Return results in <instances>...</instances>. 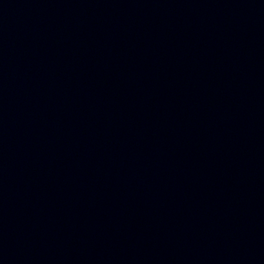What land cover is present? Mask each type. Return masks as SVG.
I'll use <instances>...</instances> for the list:
<instances>
[{"label": "water", "instance_id": "1", "mask_svg": "<svg viewBox=\"0 0 264 264\" xmlns=\"http://www.w3.org/2000/svg\"><path fill=\"white\" fill-rule=\"evenodd\" d=\"M0 264H264V0H0Z\"/></svg>", "mask_w": 264, "mask_h": 264}]
</instances>
